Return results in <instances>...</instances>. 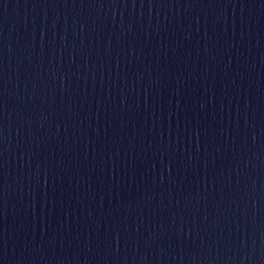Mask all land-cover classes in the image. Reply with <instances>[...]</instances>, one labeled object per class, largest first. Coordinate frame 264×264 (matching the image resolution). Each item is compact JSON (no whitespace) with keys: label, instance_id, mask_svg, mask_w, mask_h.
<instances>
[{"label":"water","instance_id":"1","mask_svg":"<svg viewBox=\"0 0 264 264\" xmlns=\"http://www.w3.org/2000/svg\"><path fill=\"white\" fill-rule=\"evenodd\" d=\"M0 264H264V0H0Z\"/></svg>","mask_w":264,"mask_h":264}]
</instances>
